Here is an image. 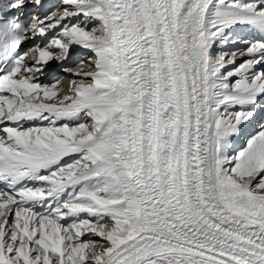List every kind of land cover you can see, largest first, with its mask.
<instances>
[{"label":"snow or ice","instance_id":"snow-or-ice-1","mask_svg":"<svg viewBox=\"0 0 264 264\" xmlns=\"http://www.w3.org/2000/svg\"><path fill=\"white\" fill-rule=\"evenodd\" d=\"M0 264H264V0H0Z\"/></svg>","mask_w":264,"mask_h":264},{"label":"bare ground","instance_id":"bare-ground-1","mask_svg":"<svg viewBox=\"0 0 264 264\" xmlns=\"http://www.w3.org/2000/svg\"><path fill=\"white\" fill-rule=\"evenodd\" d=\"M79 59H86V57L84 56H80ZM85 71H87L88 69H84ZM56 76L59 77H63V79L61 80V86L64 88H67L68 86V78H69V74L68 73H64L62 71L59 70V68H57L56 71ZM48 82V81H45ZM98 247V246H97Z\"/></svg>","mask_w":264,"mask_h":264}]
</instances>
